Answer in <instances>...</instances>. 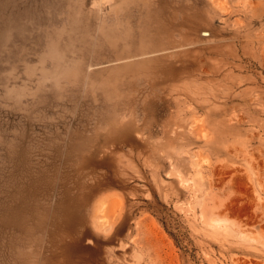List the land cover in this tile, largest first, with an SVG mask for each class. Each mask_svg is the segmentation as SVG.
I'll return each instance as SVG.
<instances>
[{"label": "rangeland", "instance_id": "374dc122", "mask_svg": "<svg viewBox=\"0 0 264 264\" xmlns=\"http://www.w3.org/2000/svg\"><path fill=\"white\" fill-rule=\"evenodd\" d=\"M0 264H264V0H0Z\"/></svg>", "mask_w": 264, "mask_h": 264}]
</instances>
